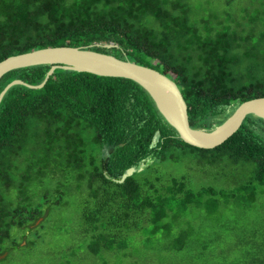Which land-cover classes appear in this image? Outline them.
Segmentation results:
<instances>
[{"label":"trees","instance_id":"16d2710c","mask_svg":"<svg viewBox=\"0 0 264 264\" xmlns=\"http://www.w3.org/2000/svg\"><path fill=\"white\" fill-rule=\"evenodd\" d=\"M190 19L185 0H0V61L50 47L111 55L171 78L189 127L210 131L241 102L264 97V22L242 17L215 28ZM48 69L9 71L0 91L13 80L37 85ZM186 150L221 171L240 167L250 178L233 191L192 192L183 177L149 176L152 163L181 161ZM263 191L264 121L252 115L221 144L198 149L183 143L128 79L55 69L40 89L14 85L0 100V264L14 249L34 246L40 237L27 234L66 205V196L80 198V244L62 264H84L104 253L142 259L131 247L137 237L146 251L162 243L177 254L194 241L181 227L190 208L211 215L213 196L226 207L235 195L247 202L241 192L254 201ZM244 253L232 264H264V242Z\"/></svg>","mask_w":264,"mask_h":264},{"label":"rangeland","instance_id":"374dc122","mask_svg":"<svg viewBox=\"0 0 264 264\" xmlns=\"http://www.w3.org/2000/svg\"><path fill=\"white\" fill-rule=\"evenodd\" d=\"M185 1L190 8V20L196 24L204 21L219 28L225 25L232 26V20L239 22L242 17L255 16L264 22V0ZM152 168L154 171L149 175L150 177L157 174L162 175V180L170 177H183L186 180L185 188L192 192H197L202 188H211L214 191L220 189L233 191L236 186L250 178V174L240 167L221 171L219 166L215 168L208 166L199 159L198 154L188 150L182 155L181 161L152 163ZM53 186V184L50 185V188ZM41 192L42 190H39V196H41ZM240 195L244 196L243 199L247 202L241 203L236 197L238 195H235L234 199L227 200L226 207L219 206V202H222L223 198L218 195L213 196L212 199L215 200L217 208L211 215H206L199 208H190L183 215L181 227L189 231L194 241L184 246L177 254L171 256L173 250L162 243H153L151 249L146 251L140 247L141 241L137 237L131 242V247L132 251L134 253L137 251L142 259L124 258L118 253H104L99 258L83 263L186 264L189 255H199L194 264H232V262L240 260L245 251L252 249L259 251L264 242V191L257 194L254 201L249 198L247 192H241ZM79 199L78 195L66 196L64 199L66 205L55 209L37 231L27 234V238H32L34 233L40 237L34 246L27 251L14 249L5 264H62L63 254L66 260H70L71 258H68L67 254L74 252L76 243L80 244L77 240L79 233L75 225ZM206 199L207 197H202L201 201ZM40 220L41 218L38 219L37 225ZM176 230H172L173 235ZM16 232L20 233L12 229L11 235ZM24 244L21 241L19 246L22 247Z\"/></svg>","mask_w":264,"mask_h":264},{"label":"water","instance_id":"95a60500","mask_svg":"<svg viewBox=\"0 0 264 264\" xmlns=\"http://www.w3.org/2000/svg\"><path fill=\"white\" fill-rule=\"evenodd\" d=\"M39 65L49 66L39 84L28 85L19 80H13L0 91V100L14 85L40 89L55 69H61L98 77L123 78L134 82L147 93L157 112L174 129L177 137L183 143L198 149H211L224 142L238 129L247 115L264 121L258 115L259 111L264 110V97H259L238 104L221 124L210 131L192 129L187 122L185 103L171 78L153 69L83 48L50 47L9 56L0 61V77L12 70ZM133 171V168L127 169L121 175L119 182L121 183ZM5 255V253L0 254V260Z\"/></svg>","mask_w":264,"mask_h":264},{"label":"bare ground","instance_id":"6f19581e","mask_svg":"<svg viewBox=\"0 0 264 264\" xmlns=\"http://www.w3.org/2000/svg\"><path fill=\"white\" fill-rule=\"evenodd\" d=\"M258 115H260L264 119V110L259 111Z\"/></svg>","mask_w":264,"mask_h":264}]
</instances>
